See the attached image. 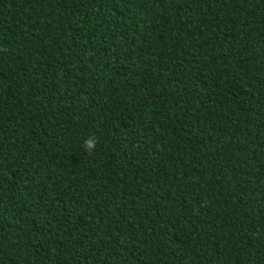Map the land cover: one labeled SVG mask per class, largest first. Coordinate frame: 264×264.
<instances>
[{
	"label": "trees",
	"instance_id": "16d2710c",
	"mask_svg": "<svg viewBox=\"0 0 264 264\" xmlns=\"http://www.w3.org/2000/svg\"><path fill=\"white\" fill-rule=\"evenodd\" d=\"M0 264H264V0H0Z\"/></svg>",
	"mask_w": 264,
	"mask_h": 264
},
{
	"label": "clouds",
	"instance_id": "9594fccd",
	"mask_svg": "<svg viewBox=\"0 0 264 264\" xmlns=\"http://www.w3.org/2000/svg\"><path fill=\"white\" fill-rule=\"evenodd\" d=\"M99 142L98 138L95 136H89L83 141L84 151L88 154L95 152L96 145Z\"/></svg>",
	"mask_w": 264,
	"mask_h": 264
}]
</instances>
